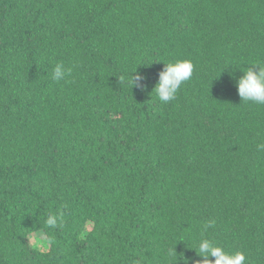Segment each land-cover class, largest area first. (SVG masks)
<instances>
[{
  "label": "trees",
  "instance_id": "16d2710c",
  "mask_svg": "<svg viewBox=\"0 0 264 264\" xmlns=\"http://www.w3.org/2000/svg\"><path fill=\"white\" fill-rule=\"evenodd\" d=\"M257 62L264 0H0V264H197L202 237L264 264Z\"/></svg>",
  "mask_w": 264,
  "mask_h": 264
},
{
  "label": "clouds",
  "instance_id": "9594fccd",
  "mask_svg": "<svg viewBox=\"0 0 264 264\" xmlns=\"http://www.w3.org/2000/svg\"><path fill=\"white\" fill-rule=\"evenodd\" d=\"M163 63L165 67L159 73V79L151 92L155 91L159 101L168 102L174 100L181 86L191 79L194 66L190 60ZM251 66L246 67V70L242 71L243 75L236 82L238 94L243 101L264 104V63L257 62L251 64ZM253 69H258V71ZM134 73H136V70L122 77L121 82L130 84L131 88L134 86L141 89L145 88V85L139 83L143 77L139 74L133 75ZM70 74V68L66 69L62 63H58L53 70L52 78L60 81ZM257 149L264 151V143L257 144ZM57 220L58 217L52 215L48 217L46 223L49 227H55ZM214 224V220L206 223L203 226V232H207ZM197 243L198 248H193V250L202 258L197 261V264H246V256L243 252L228 253L212 240L203 237ZM212 257L215 259H210Z\"/></svg>",
  "mask_w": 264,
  "mask_h": 264
},
{
  "label": "rangeland",
  "instance_id": "374dc122",
  "mask_svg": "<svg viewBox=\"0 0 264 264\" xmlns=\"http://www.w3.org/2000/svg\"><path fill=\"white\" fill-rule=\"evenodd\" d=\"M36 239H37V243H38V245H39V243H40V241L42 240V238L37 236ZM40 239H41V240H40Z\"/></svg>",
  "mask_w": 264,
  "mask_h": 264
}]
</instances>
